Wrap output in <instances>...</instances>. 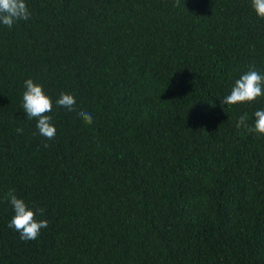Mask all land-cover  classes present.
Segmentation results:
<instances>
[{
  "label": "trees",
  "instance_id": "1",
  "mask_svg": "<svg viewBox=\"0 0 264 264\" xmlns=\"http://www.w3.org/2000/svg\"><path fill=\"white\" fill-rule=\"evenodd\" d=\"M26 4L0 23V264H264V135L237 128L264 96L221 103L264 75L252 0ZM28 79L53 99L54 139L27 119ZM10 189L44 209L36 240L8 227Z\"/></svg>",
  "mask_w": 264,
  "mask_h": 264
},
{
  "label": "clouds",
  "instance_id": "2",
  "mask_svg": "<svg viewBox=\"0 0 264 264\" xmlns=\"http://www.w3.org/2000/svg\"><path fill=\"white\" fill-rule=\"evenodd\" d=\"M175 6L180 7L181 0H175ZM252 7L260 18H264V0H252ZM30 15L26 0H0V23L8 28H11L18 20H28ZM24 86L26 90L23 93V108L27 119L35 118L39 134L46 139H54L57 129L52 123V117L48 115L54 107L52 97L44 92L43 85L32 79L26 80ZM261 96H264V75L250 68L247 73L235 81L230 94L226 95L221 103L229 106L251 103ZM55 105L64 107L70 112L76 111L75 96L61 93L60 97L55 100ZM78 116L88 125L93 123L92 115L86 110L79 111ZM254 116L253 127L248 126V115L245 113L239 117L237 128L243 127L249 132L264 135V110L255 111ZM17 132H22V129H17ZM48 146L44 145V147ZM7 196L15 213L8 227L19 232L22 240H36L41 230L48 227L47 220L37 219L38 216H43L44 209L30 207L24 199L16 195L15 189H10Z\"/></svg>",
  "mask_w": 264,
  "mask_h": 264
}]
</instances>
